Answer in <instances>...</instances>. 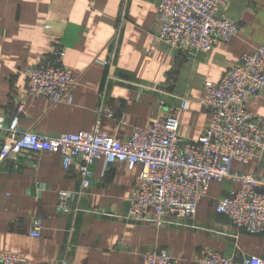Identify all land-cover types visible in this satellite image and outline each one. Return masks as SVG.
Returning a JSON list of instances; mask_svg holds the SVG:
<instances>
[{"label":"crops","instance_id":"crops-1","mask_svg":"<svg viewBox=\"0 0 264 264\" xmlns=\"http://www.w3.org/2000/svg\"><path fill=\"white\" fill-rule=\"evenodd\" d=\"M160 1L0 0V114L10 120L23 105L20 132L56 136L100 127L123 140L188 96V108L178 114L180 132L199 138L210 118L205 83L221 80L243 54L264 43V0H230L225 12L240 32L210 52L159 40ZM56 48L66 52L76 79L71 103L26 92L25 70L53 60ZM248 108L264 116V95ZM77 163L66 169L58 152H23L18 162L0 164V252L24 253L46 264H142V253L155 248H166L175 264H198L204 247L237 261L264 258V233L238 230L216 210L239 182H212L193 218L159 226L124 218L141 165L130 169L104 159L92 165L91 185L71 200L72 211H59L60 191L80 189ZM233 170L264 177V153L234 162ZM35 219L43 225L40 237L30 235Z\"/></svg>","mask_w":264,"mask_h":264},{"label":"built area","instance_id":"built-area-1","mask_svg":"<svg viewBox=\"0 0 264 264\" xmlns=\"http://www.w3.org/2000/svg\"><path fill=\"white\" fill-rule=\"evenodd\" d=\"M230 0H161L158 4V38L176 49L210 52L219 42H229L240 32L237 20L225 8ZM53 60L41 62L24 72L29 97L44 96L52 103L73 101L76 83L73 70L65 63L66 52L56 48ZM152 54H150L151 57ZM104 64L108 62L104 61ZM204 106L210 118L202 135L189 140L180 132L179 112L190 99L158 115L146 127H137L125 139L112 137L100 127L56 136L32 131L20 132V105L9 123L0 114V164L18 162L23 152L60 153L66 169L78 161L80 189L60 191L57 209L71 212V200L80 197L92 182V165L104 159L130 169L141 165L134 189L128 197L127 220L157 225H177L193 218L199 203L214 181L239 182L240 188L218 200L216 210L227 215L238 230L264 233V177L238 173L234 162L248 163L264 153V116L251 112L249 102L264 95V43L243 54L218 82L204 85ZM112 115V113H110ZM43 225L33 222L30 235L40 237ZM142 264H175L166 248L142 253ZM198 264H264L256 255L237 261L216 249L204 247ZM67 264L66 260L61 261ZM0 264H46L20 252H0Z\"/></svg>","mask_w":264,"mask_h":264},{"label":"water","instance_id":"water-1","mask_svg":"<svg viewBox=\"0 0 264 264\" xmlns=\"http://www.w3.org/2000/svg\"><path fill=\"white\" fill-rule=\"evenodd\" d=\"M9 123V118H6V124H8Z\"/></svg>","mask_w":264,"mask_h":264},{"label":"rangeland","instance_id":"rangeland-1","mask_svg":"<svg viewBox=\"0 0 264 264\" xmlns=\"http://www.w3.org/2000/svg\"><path fill=\"white\" fill-rule=\"evenodd\" d=\"M72 96H73V94H72ZM104 112H107L106 110H104Z\"/></svg>","mask_w":264,"mask_h":264}]
</instances>
